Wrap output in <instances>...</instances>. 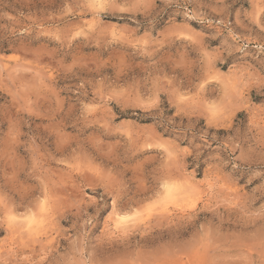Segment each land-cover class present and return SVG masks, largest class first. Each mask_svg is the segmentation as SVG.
Listing matches in <instances>:
<instances>
[{
	"label": "rangeland",
	"instance_id": "374dc122",
	"mask_svg": "<svg viewBox=\"0 0 264 264\" xmlns=\"http://www.w3.org/2000/svg\"><path fill=\"white\" fill-rule=\"evenodd\" d=\"M0 264H264V0H0Z\"/></svg>",
	"mask_w": 264,
	"mask_h": 264
},
{
	"label": "snow or ice",
	"instance_id": "6c2138e0",
	"mask_svg": "<svg viewBox=\"0 0 264 264\" xmlns=\"http://www.w3.org/2000/svg\"><path fill=\"white\" fill-rule=\"evenodd\" d=\"M163 190V192L165 193V195L160 198V203L159 204H153L150 203L147 208L144 210V212H137L134 213L132 215L129 214H118V213H114L116 216V220H117V228H121L124 227L125 229H127L130 225L139 222V223H143V220L140 219V217L145 216V214L147 215H152L154 213L155 210H159V211H163V212H167L169 211L170 208L174 207V198L172 197V191L173 188L175 187V185H169L167 183L162 184L160 186ZM115 207V202L114 205ZM191 207H195V205H191ZM111 219V217H110Z\"/></svg>",
	"mask_w": 264,
	"mask_h": 264
},
{
	"label": "bare ground",
	"instance_id": "6f19581e",
	"mask_svg": "<svg viewBox=\"0 0 264 264\" xmlns=\"http://www.w3.org/2000/svg\"><path fill=\"white\" fill-rule=\"evenodd\" d=\"M103 0H94V2L95 3H101ZM188 177V176H187ZM187 179V178H186ZM186 181V180H185ZM188 182V181H187ZM183 190V189H182ZM184 192V191H183ZM172 195V197L173 198H175V196H176V194H171ZM177 197V196H176ZM182 198H183V196H181ZM180 197V198H181ZM178 199V198H177ZM185 199V198H184ZM174 200H176V199H174ZM183 200V199H182ZM178 201V200H177ZM183 202V201H182ZM122 212V211H121ZM127 214V213H126ZM122 215H123V213H122ZM116 217V216H115ZM145 220V219H144ZM13 221L14 220H10L9 222L10 223H13ZM43 222V219L42 220H40V222L39 223H37V222H35V223H32L31 221H27V222H25V224L22 226V227H25V229L29 232V233H31L32 232V230H34L35 229V227H38V226H40V224ZM15 224V223H14ZM44 225V224H43ZM41 227V226H40ZM20 228V227H19ZM16 229V228H15ZM41 230V229H40ZM30 235V234H29ZM48 235V234H47ZM48 237V236H47Z\"/></svg>",
	"mask_w": 264,
	"mask_h": 264
}]
</instances>
